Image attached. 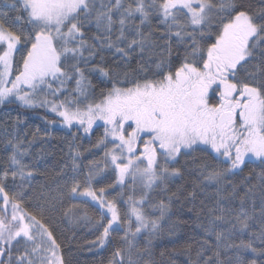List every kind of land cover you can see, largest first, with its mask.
I'll use <instances>...</instances> for the list:
<instances>
[{
  "label": "snow or ice",
  "instance_id": "obj_1",
  "mask_svg": "<svg viewBox=\"0 0 264 264\" xmlns=\"http://www.w3.org/2000/svg\"><path fill=\"white\" fill-rule=\"evenodd\" d=\"M0 153V264H264V0H0Z\"/></svg>",
  "mask_w": 264,
  "mask_h": 264
},
{
  "label": "trees",
  "instance_id": "obj_2",
  "mask_svg": "<svg viewBox=\"0 0 264 264\" xmlns=\"http://www.w3.org/2000/svg\"><path fill=\"white\" fill-rule=\"evenodd\" d=\"M39 123V121H36V124ZM30 129L34 130L35 124L30 125ZM66 138L70 139L69 137H66L64 131L53 133V147L49 150V155L47 157L50 163L45 165L50 177L55 176V167L60 158V148L66 147V145H63L62 143ZM0 155H3V153H0ZM245 174H247V172ZM179 183L183 184L184 181H180ZM209 191H212V189H209ZM176 208H179V205H177ZM88 213L95 220L100 219L99 214L94 208H89ZM185 221H187V225H185ZM192 223L193 222L188 220V218L182 213L177 212L176 215L172 216L169 225L175 224V231L170 233L168 231L169 225H166L162 234L155 240L156 247L154 248V252L156 253L157 261H160L161 259L159 253L164 252L166 253L163 258L165 264H167V261L170 259L173 264H183L186 259V256L184 255V249L186 246L190 243H194L195 240L201 239V237L194 231ZM60 227L63 229L65 237H67L66 247L69 249L67 256L71 261V264H102V261L110 255V252L108 251L95 254L96 250L89 251L87 249V242L95 239V235L90 234L83 226L77 227L71 223H62ZM169 253L173 255L170 257L167 255Z\"/></svg>",
  "mask_w": 264,
  "mask_h": 264
}]
</instances>
